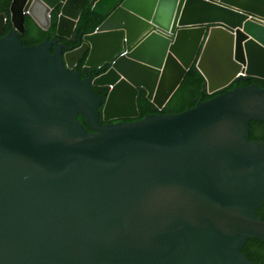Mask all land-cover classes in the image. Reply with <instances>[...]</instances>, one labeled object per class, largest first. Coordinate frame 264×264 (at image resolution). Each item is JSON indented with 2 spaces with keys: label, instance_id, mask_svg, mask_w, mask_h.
<instances>
[{
  "label": "water",
  "instance_id": "water-1",
  "mask_svg": "<svg viewBox=\"0 0 264 264\" xmlns=\"http://www.w3.org/2000/svg\"><path fill=\"white\" fill-rule=\"evenodd\" d=\"M87 1L0 14V264H256L264 88L227 87L264 80V0H93L105 21L59 42ZM27 17L56 35L24 45ZM194 64L220 95L120 121L144 93L162 111Z\"/></svg>",
  "mask_w": 264,
  "mask_h": 264
},
{
  "label": "trees",
  "instance_id": "trees-1",
  "mask_svg": "<svg viewBox=\"0 0 264 264\" xmlns=\"http://www.w3.org/2000/svg\"><path fill=\"white\" fill-rule=\"evenodd\" d=\"M13 0H0V14L9 13L10 6ZM93 0H88L85 8L82 12L80 20L77 24L75 33L77 35V41L75 43L72 40H67L64 38H58L59 42L69 43L72 47L76 48L81 45L83 36L85 34L93 33L98 26H100L104 21L105 17L96 14L92 11L91 2ZM57 20L53 18L52 26L49 31H44L41 29L30 17L26 18V33L20 36L21 41L26 46L37 45L44 42L48 37H54L56 35ZM11 28V22H8L6 25V30L3 35H7ZM86 57H84L78 67V71L81 72L82 67L85 64ZM107 70V67L104 70H97L94 72V77L102 74ZM252 84H257L261 88H264V80L259 78H250L245 81L233 82L230 86L227 87V90H232L237 86L245 87ZM206 88V79L202 73L198 70L194 64L191 69L186 74L184 80L182 81L180 87L172 96L166 107L160 111L156 112L154 110V104L147 99L146 93L143 94L141 98L138 99V107L140 111V116L136 119H124L120 121L130 122L133 120L143 119L148 114H178L184 112L196 105V101H207L218 95L221 92H216L213 94H208L205 90ZM94 91L98 94H104L105 90L99 87H93ZM79 120L86 125V119L83 116H79ZM117 122V121H114ZM87 126V125H86ZM250 137L251 140L264 142V123L253 121L250 124ZM258 214L261 219L264 220V204L259 209ZM252 261L256 264H264V241L259 239H252L248 242L244 250Z\"/></svg>",
  "mask_w": 264,
  "mask_h": 264
},
{
  "label": "bare ground",
  "instance_id": "bare-ground-1",
  "mask_svg": "<svg viewBox=\"0 0 264 264\" xmlns=\"http://www.w3.org/2000/svg\"><path fill=\"white\" fill-rule=\"evenodd\" d=\"M175 76L172 73H168L167 76V84L170 85L172 81L174 80Z\"/></svg>",
  "mask_w": 264,
  "mask_h": 264
},
{
  "label": "flooded vegetation",
  "instance_id": "flooded-vegetation-1",
  "mask_svg": "<svg viewBox=\"0 0 264 264\" xmlns=\"http://www.w3.org/2000/svg\"><path fill=\"white\" fill-rule=\"evenodd\" d=\"M73 42V41H72ZM64 43V42H63ZM73 43H75V42H73ZM65 44H67L68 46H70V47H72L69 43H65ZM78 69V68H77ZM95 72V71H94ZM94 72L92 73V72H90V74L89 75H94ZM124 120V119H123ZM118 122V121H117Z\"/></svg>",
  "mask_w": 264,
  "mask_h": 264
},
{
  "label": "built area",
  "instance_id": "built-area-1",
  "mask_svg": "<svg viewBox=\"0 0 264 264\" xmlns=\"http://www.w3.org/2000/svg\"><path fill=\"white\" fill-rule=\"evenodd\" d=\"M260 22L264 23V20H260Z\"/></svg>",
  "mask_w": 264,
  "mask_h": 264
}]
</instances>
